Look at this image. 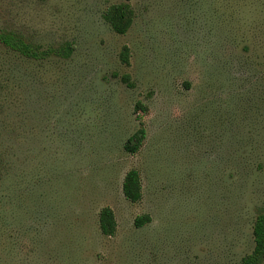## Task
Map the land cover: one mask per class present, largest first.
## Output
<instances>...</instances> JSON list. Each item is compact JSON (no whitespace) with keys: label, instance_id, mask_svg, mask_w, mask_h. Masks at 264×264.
<instances>
[{"label":"rangeland","instance_id":"374dc122","mask_svg":"<svg viewBox=\"0 0 264 264\" xmlns=\"http://www.w3.org/2000/svg\"><path fill=\"white\" fill-rule=\"evenodd\" d=\"M124 2L0 0V35L43 52L0 40V264H241L254 251L264 0H133L119 35L105 14ZM138 118L147 138L130 154ZM132 169L139 203L123 194Z\"/></svg>","mask_w":264,"mask_h":264},{"label":"trees","instance_id":"16d2710c","mask_svg":"<svg viewBox=\"0 0 264 264\" xmlns=\"http://www.w3.org/2000/svg\"><path fill=\"white\" fill-rule=\"evenodd\" d=\"M133 0H125L122 4H117L108 9L105 14V20L109 23L115 33L124 35L134 20V11L131 5ZM0 40L2 44L9 50L16 52L26 58L41 59L43 52L28 44L23 39L15 37L11 34H1ZM74 50V46L67 45L59 50V55L69 57ZM47 55V54H46ZM130 49L124 47L121 52V60L124 64H129ZM129 76L123 77V81H129ZM142 108L141 104L137 105ZM141 122V118H138ZM147 138V130L141 122L140 128L127 140L124 150L130 154L138 153ZM123 194L131 203H139L143 199L142 177L138 170H130L123 182ZM150 215H142L136 218L135 225L140 228L151 222ZM99 226L105 236H114L117 232L118 223L114 211L106 207L102 209L99 215ZM254 251L247 257L243 258L241 264H263L264 261V215H259L254 224Z\"/></svg>","mask_w":264,"mask_h":264}]
</instances>
